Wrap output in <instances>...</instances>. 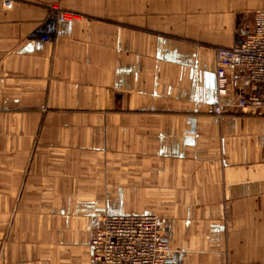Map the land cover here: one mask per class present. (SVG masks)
<instances>
[{
  "label": "crops",
  "instance_id": "obj_1",
  "mask_svg": "<svg viewBox=\"0 0 264 264\" xmlns=\"http://www.w3.org/2000/svg\"><path fill=\"white\" fill-rule=\"evenodd\" d=\"M56 1L81 20L43 41ZM261 9L0 4V264H98L107 214L160 218L170 264H264V112L230 98L211 115L214 49L254 36ZM230 91H253L247 72L232 70Z\"/></svg>",
  "mask_w": 264,
  "mask_h": 264
},
{
  "label": "built area",
  "instance_id": "obj_2",
  "mask_svg": "<svg viewBox=\"0 0 264 264\" xmlns=\"http://www.w3.org/2000/svg\"><path fill=\"white\" fill-rule=\"evenodd\" d=\"M5 2L12 5L11 0ZM255 22L256 32L251 38L237 37L232 47L214 49L218 102L213 105L211 115L216 118L224 116V101L230 98L243 114L249 109L264 112V9L256 12ZM43 39L48 41V38ZM238 69L247 72L253 91L247 97L235 100L230 91V73ZM91 246L98 264H170L174 258L166 233L153 214H107L103 218V228Z\"/></svg>",
  "mask_w": 264,
  "mask_h": 264
},
{
  "label": "rangeland",
  "instance_id": "obj_3",
  "mask_svg": "<svg viewBox=\"0 0 264 264\" xmlns=\"http://www.w3.org/2000/svg\"><path fill=\"white\" fill-rule=\"evenodd\" d=\"M6 0H0V4L2 5V7H4V9H10V7H12V5H13V3H14V0H11L12 1V5H6V2H5ZM57 6H62V4L61 3H59L58 1H56V2H54V3H52L50 6H49V10H48V15H47V19H48V21H47V24L48 23H54L55 21H54V19H53V15H54V11H55V9L57 8ZM70 13V14H69ZM0 15H1V13H0ZM62 18H66L67 20H69V21H76L75 19H80V16L77 14H74V12H69V10H67V9H65L64 8V10H63V15H62ZM73 18V19H72ZM70 23V22H69ZM71 23H74V22H71ZM42 24H45L44 22L42 23ZM60 24H64V23H59V25ZM49 25V24H48ZM54 27H56V29H58L57 28V25L56 24H54ZM42 38V40L44 41V39L43 38H48V40H49V37H46V36H43V37H41ZM212 109V108H211ZM158 220L160 221V224H161V226H162V223H161V219L160 218H158ZM163 228V227H162ZM167 237V236H166Z\"/></svg>",
  "mask_w": 264,
  "mask_h": 264
},
{
  "label": "bare ground",
  "instance_id": "obj_4",
  "mask_svg": "<svg viewBox=\"0 0 264 264\" xmlns=\"http://www.w3.org/2000/svg\"><path fill=\"white\" fill-rule=\"evenodd\" d=\"M63 10H64L63 6H57V8L54 11V15H53V19H54L55 22L54 23H48L50 25L49 30H47L45 28L42 29L43 32H47L48 31L47 35L50 36L51 39H53L52 33H53L54 29H55L54 24H56L57 27H58L59 23L68 24L69 22H75L76 23L78 21L77 19H75L76 21H69L66 18H62ZM69 12H71V11H69ZM74 14H76V13H74ZM79 20H81V19H79Z\"/></svg>",
  "mask_w": 264,
  "mask_h": 264
}]
</instances>
